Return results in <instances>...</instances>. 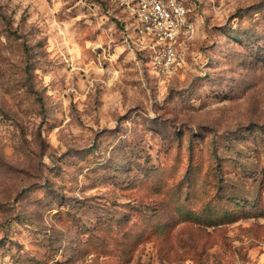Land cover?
Masks as SVG:
<instances>
[{
    "label": "rangeland",
    "instance_id": "rangeland-1",
    "mask_svg": "<svg viewBox=\"0 0 264 264\" xmlns=\"http://www.w3.org/2000/svg\"><path fill=\"white\" fill-rule=\"evenodd\" d=\"M190 4L164 76L115 7L0 0V264H264V0Z\"/></svg>",
    "mask_w": 264,
    "mask_h": 264
},
{
    "label": "built area",
    "instance_id": "built-area-1",
    "mask_svg": "<svg viewBox=\"0 0 264 264\" xmlns=\"http://www.w3.org/2000/svg\"><path fill=\"white\" fill-rule=\"evenodd\" d=\"M123 16L122 23L135 35L160 75H175L183 65L180 37L190 39L195 24L189 19L191 0H107ZM97 6H105L102 1ZM109 10V9H107ZM119 11V12H118Z\"/></svg>",
    "mask_w": 264,
    "mask_h": 264
},
{
    "label": "trees",
    "instance_id": "trees-1",
    "mask_svg": "<svg viewBox=\"0 0 264 264\" xmlns=\"http://www.w3.org/2000/svg\"><path fill=\"white\" fill-rule=\"evenodd\" d=\"M93 3H96V2H99V1H102L103 5L105 6V8L108 7V1L107 0H91ZM95 5V4H94ZM191 4H189V7H190ZM191 8V7H190Z\"/></svg>",
    "mask_w": 264,
    "mask_h": 264
}]
</instances>
